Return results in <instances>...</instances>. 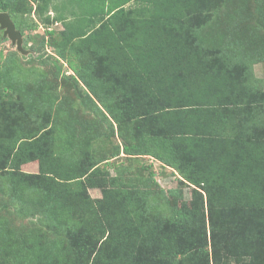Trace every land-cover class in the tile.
<instances>
[{
    "label": "trees",
    "instance_id": "1",
    "mask_svg": "<svg viewBox=\"0 0 264 264\" xmlns=\"http://www.w3.org/2000/svg\"><path fill=\"white\" fill-rule=\"evenodd\" d=\"M86 1L100 14L73 25L52 0H0L21 33L38 15L90 114L47 99L42 73L0 67V190L38 218L25 234L0 224V264H264V89L244 81L264 39L242 45L237 28L249 0L226 22L211 19L218 0ZM121 154L171 168L192 200L169 190V214L142 217L158 174L139 178Z\"/></svg>",
    "mask_w": 264,
    "mask_h": 264
},
{
    "label": "rangeland",
    "instance_id": "2",
    "mask_svg": "<svg viewBox=\"0 0 264 264\" xmlns=\"http://www.w3.org/2000/svg\"><path fill=\"white\" fill-rule=\"evenodd\" d=\"M67 2L63 4L68 5V8L71 9L72 14L74 15L72 17L74 19H71V24L73 25L81 23V18L85 20L87 19L86 21H88V18L94 16V13H96L98 8L100 7L99 4H90L89 1L87 2L86 0H72V2L69 4ZM262 3L263 4L257 3L256 0H249L244 12H242V15L240 16L241 21L239 22L237 28L241 31V34H239L238 36L240 37L239 40L242 41V45L248 46L249 42L247 38H249L250 44L254 43L257 47L258 39H264V2ZM212 7L213 11L210 13L211 19L224 20L225 22L228 18V15L234 13V11L237 9L234 0H218L212 5ZM31 17L37 19L39 25L37 29L30 31L26 30L24 33H21L22 47L24 48L25 52L19 51L16 47V44L13 43L10 38L4 37L3 31L0 30V67H5L6 69L7 67L11 66L17 69H23L27 72L29 71L42 73V80L38 83H44V87H46L45 93L47 99L54 95L58 98V101L61 100L66 104L73 103L77 105L78 103H83V107H86V109L83 110L82 108L81 111L77 110V113H79V115L81 114L82 117H89L87 115L90 114L87 106L85 105L86 103L88 104V102L87 100H83L80 96V93H84L85 90L84 88L81 89L80 87L78 89L75 88L76 82L78 83L77 85H80L82 87L81 82L77 80L76 74L74 75L72 70L68 68L64 59L59 60L54 57L55 53L50 46V40L44 34L45 26L44 24H41L38 15L32 13ZM27 18L28 20L31 19L29 17ZM225 22L220 23V25H226ZM50 27L54 28L55 30H59L61 28L59 23H53L52 25H50ZM245 28L247 29V32L249 30L248 34H246L247 36H245V34H242L243 29ZM255 28L257 29V34H253ZM29 33L31 38H28L27 36V34ZM43 35L45 36L44 44L41 43L39 45L40 39L43 37ZM254 46H250L249 48L253 49ZM58 67H60V69H58ZM244 77V81L247 80V82L253 86H257V84L260 85L261 83L262 85L260 87L264 89V63L254 62L252 65H250V67L245 69ZM258 79L259 83L257 82ZM47 99L43 101L45 108L49 106ZM14 115H17V113L14 112ZM26 123L27 126L30 124L29 118H27ZM112 141L115 143L120 142V140L117 138H114ZM122 155L123 154H121V157L119 156L117 159H115L114 162H122L126 164L127 167L132 166L133 170L136 171L139 178L146 177L148 175V172L151 170L154 171V173L158 174H155V177L160 186L151 185L149 187L148 191H150V195L148 196L146 207L139 210L142 217L149 215L151 210H154L150 209V206L156 208L155 211L159 212L162 216L168 215L170 212L169 209H172V207H174L178 201L175 196L170 195V193L168 194L169 190L177 188L179 194L183 196L182 198L184 199V201L192 200V188L190 186L179 184L177 179V176L179 177V175L177 174V172H173L171 168L162 165L159 161L148 159L147 161H143V163H151L152 166H150L146 170H140L138 169V165H140L142 161L140 163L139 161L132 163V161L128 160L127 158L125 159V157ZM31 165L33 164L30 163V166ZM30 166H24L23 170H31ZM108 172L111 176L116 177L118 175L117 171L114 168H110ZM132 176H134V174H132ZM2 182L5 181L0 180V184H2ZM87 193L92 198H100L102 197V188L88 187ZM15 198L17 200L9 204L11 199V192L9 190H4L3 192L0 190V224L8 232L14 233L13 230H20L25 234L29 229H31L33 223L38 218L32 216L34 210L31 209V207L33 206H29L26 201H21L18 198V195ZM166 204H168V206ZM16 244L17 242L15 243V245ZM91 259V256L86 255L83 261L81 260L82 264H85L86 262L87 264H90Z\"/></svg>",
    "mask_w": 264,
    "mask_h": 264
},
{
    "label": "water",
    "instance_id": "3",
    "mask_svg": "<svg viewBox=\"0 0 264 264\" xmlns=\"http://www.w3.org/2000/svg\"><path fill=\"white\" fill-rule=\"evenodd\" d=\"M0 30L3 31V36L11 39L19 51L25 52L22 47V34L19 29L16 28L10 15L5 11H0Z\"/></svg>",
    "mask_w": 264,
    "mask_h": 264
},
{
    "label": "crops",
    "instance_id": "4",
    "mask_svg": "<svg viewBox=\"0 0 264 264\" xmlns=\"http://www.w3.org/2000/svg\"><path fill=\"white\" fill-rule=\"evenodd\" d=\"M68 1V2H67ZM67 2L68 4L72 2V0H52L51 4H52V8H50V15L54 16V15H58L61 18L64 17L66 19H71L74 15L72 14L71 9L68 8V5H64L63 3ZM132 5H135L132 3ZM101 6V5H100ZM101 7L98 8L97 10V15H99L101 9ZM106 8V7H105ZM93 17V16H92ZM90 18V17H89ZM88 18V19H89ZM87 20V19H86ZM85 19H81V23L84 24L85 22H87ZM60 24L61 28H62V22L61 21H56L55 24Z\"/></svg>",
    "mask_w": 264,
    "mask_h": 264
}]
</instances>
